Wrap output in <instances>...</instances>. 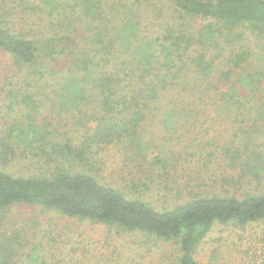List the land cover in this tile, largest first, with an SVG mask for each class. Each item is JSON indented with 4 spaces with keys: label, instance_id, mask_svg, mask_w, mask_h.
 Returning a JSON list of instances; mask_svg holds the SVG:
<instances>
[{
    "label": "trees",
    "instance_id": "trees-1",
    "mask_svg": "<svg viewBox=\"0 0 264 264\" xmlns=\"http://www.w3.org/2000/svg\"><path fill=\"white\" fill-rule=\"evenodd\" d=\"M142 1L153 7L152 27L142 18L151 17L150 11L142 14ZM161 1L44 0L58 25L49 32L41 25L32 36L0 23V53L17 73L4 77L0 89L7 113L14 114L0 125V264H19L20 231L2 230L6 213L19 204L174 241L181 250L179 264H200L195 251L215 223L245 226L264 220V190L243 197L199 195L158 209L91 172L107 145L122 144L142 157V128L158 113L172 128L197 114L185 107L186 94L243 106L256 101L259 124H251L248 134L255 132L264 142L259 137L264 133V55L262 62L253 58L257 51L244 30L257 42L264 40V0ZM192 18L204 22L193 26ZM78 35L75 53L64 40L73 42ZM164 95L171 98L165 111ZM173 97L179 100L174 105ZM50 102L59 112H78L77 138L56 133L43 119ZM231 155L234 161L242 157ZM168 159L158 156L153 165L167 170ZM245 162L252 175H259L264 151H251ZM18 163L39 171L18 174L6 168Z\"/></svg>",
    "mask_w": 264,
    "mask_h": 264
},
{
    "label": "rangeland",
    "instance_id": "rangeland-1",
    "mask_svg": "<svg viewBox=\"0 0 264 264\" xmlns=\"http://www.w3.org/2000/svg\"><path fill=\"white\" fill-rule=\"evenodd\" d=\"M164 1L167 0L161 3ZM135 2L133 0V4ZM146 4L142 1L140 9L145 10L142 14L150 11L151 17L142 18L152 27L155 24L151 21L153 7ZM190 20L193 26L204 22L200 18ZM0 23L25 36H32L41 25L42 32L55 30L58 25L56 18L48 13L44 0H0ZM76 23L84 28L82 21ZM244 30L248 33L247 43L257 51L253 58L262 62L264 49L260 46L264 40L259 43L249 30ZM74 40H64V44L71 45L77 50L73 52L78 53L79 35ZM11 69L8 56L0 53V89L4 77L12 73L16 76ZM262 93L264 95V90ZM3 95L0 90L1 127L5 125V117L14 116L7 113ZM197 96L200 97L186 94L185 107L195 109L197 114L176 122L175 128L164 123L161 113L146 121L142 128L146 153L142 157L133 155L122 144L107 145L96 155V165L91 172L103 183L131 197L144 198L158 209L199 195L243 197L263 191L264 167L259 175H252V169L245 162L251 151H264V142L258 141L257 133L252 134L254 137L248 134L251 124H259L253 108L256 101L248 100L249 105L243 106L218 98L210 100L200 93ZM164 97L161 102L165 111L171 98ZM174 100L173 105L179 102ZM46 105L42 116L52 122L55 132L77 138L80 126L75 116L78 112H59L52 102ZM163 110L158 111L163 113ZM259 137L264 139V133ZM233 152H239L242 157H235L239 159L234 161ZM158 156L169 158L167 170L163 165H153ZM6 168L18 174L39 171L25 163L9 164ZM10 227L17 228L21 235L19 264H179L181 254L177 243L148 232L69 217L37 205L19 204L10 209L2 230L8 232ZM30 255L37 261H30ZM195 257L200 264H264V220L245 226L233 222L215 223L197 247Z\"/></svg>",
    "mask_w": 264,
    "mask_h": 264
}]
</instances>
